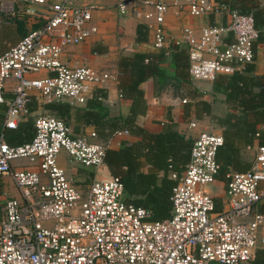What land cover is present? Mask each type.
I'll return each instance as SVG.
<instances>
[{
    "label": "built area",
    "instance_id": "obj_1",
    "mask_svg": "<svg viewBox=\"0 0 264 264\" xmlns=\"http://www.w3.org/2000/svg\"><path fill=\"white\" fill-rule=\"evenodd\" d=\"M12 1L20 9L39 6L46 15H35L39 26L0 54V104L6 106L0 178L11 179L18 191L0 207V264H251L257 250L264 249V143L257 146L249 169L225 174L224 194L217 201L211 186L220 171L217 152L224 136L201 131L184 169L168 167L175 180L170 215L152 219L149 209L126 198L118 176H96L109 147L95 130L76 133L62 117L41 106L32 108L34 102L50 101L85 105L97 87L112 79L108 71L63 60L68 47L98 33L93 12L99 6L73 0ZM171 6L192 18L216 12L227 22L185 25L180 35H171L161 22ZM113 8L152 28L153 48L184 50L193 80L213 82L256 61L260 32L253 18L220 0H118ZM153 19L157 22L151 27ZM39 71L48 75L31 76ZM28 117L33 137L9 143L6 131ZM61 152L93 169L85 190L67 174Z\"/></svg>",
    "mask_w": 264,
    "mask_h": 264
},
{
    "label": "crops",
    "instance_id": "obj_2",
    "mask_svg": "<svg viewBox=\"0 0 264 264\" xmlns=\"http://www.w3.org/2000/svg\"><path fill=\"white\" fill-rule=\"evenodd\" d=\"M118 0H75L78 4H96L99 8L93 12L95 22L98 24L99 31L96 35L90 37L85 42L78 45L70 46L63 54V60L69 66L90 65L103 71L110 72L113 77L100 88H104L106 96L102 101V114L98 138L108 144L109 148L118 149L124 143L131 144L140 141L139 135L132 134L127 130L115 134L116 129H122L124 118L130 114L131 101L120 94L118 86V60L122 55H132L136 52H145L156 54L161 50L167 51L165 60L161 62L165 69V78L160 79L157 76L149 77L141 84L144 91V100L146 109L144 112L136 116V122L150 132H160L165 125L171 124L180 133L196 137L201 131H211L222 134L225 130V121H234L237 114L226 102L225 94L215 92L213 83L208 81H193L189 78V82L179 80L176 65L173 62L170 45L164 49L153 48L152 28L146 29V24L132 16H120L113 8ZM173 3L176 0H167ZM3 3V4H2ZM46 15L43 8L39 6H28L19 8L12 0H0V51L9 48L15 44L21 35L18 34V21L21 22L23 33L29 29L39 26L37 16ZM156 20L149 21L151 27L156 25ZM162 25L166 32L171 35H180L185 25L200 27L205 24L226 23L227 17L216 12L200 18H192L186 14L178 13L176 7L171 6L162 18ZM143 25L145 33L139 38L138 27ZM230 41L231 38L228 37ZM256 61L254 62L255 73L260 75L264 71V39L257 41L255 44ZM188 58V57H187ZM189 62L187 60L186 73L188 71ZM186 99V102L183 100ZM205 99L211 102V111L198 117L195 112V103ZM85 105L73 106L71 115V124L76 133H91L96 131L94 123H86L77 117V109L82 112ZM94 111V110H91ZM195 123L191 126V123ZM115 124V125H112ZM118 127V128H117ZM260 129H264V124H259ZM224 136V135H223ZM260 144L258 138H254L249 144L241 143L240 150L235 156L233 165L235 168L229 167V170L236 171L246 165L249 169L254 158L257 146ZM66 156L60 157L62 166H65ZM142 170L147 171L149 166L142 159ZM237 167V168H236ZM83 169V168H81ZM89 172L93 169L86 168ZM245 171V170H244ZM80 168L77 173H71L70 176L78 182ZM110 172L106 164L100 168V173L96 176L105 177ZM165 172H160L162 177ZM86 178L81 180L85 183L91 178L87 173ZM94 176V175H93ZM2 184V194H0V207L4 201L11 196H18V192L12 189L9 191L12 195H5L4 186L6 183H12L9 178H0ZM225 180L218 176L216 186L218 190L214 193L216 200L220 201L223 196ZM215 186V187H216ZM16 189V188H15ZM264 202V201H263ZM219 264V263H214Z\"/></svg>",
    "mask_w": 264,
    "mask_h": 264
},
{
    "label": "trees",
    "instance_id": "obj_3",
    "mask_svg": "<svg viewBox=\"0 0 264 264\" xmlns=\"http://www.w3.org/2000/svg\"><path fill=\"white\" fill-rule=\"evenodd\" d=\"M230 10L251 15L254 26L260 32L257 41L264 39V0H220ZM18 34L24 35L22 24L18 21ZM139 38L145 33L143 25L138 27ZM256 41V42H257ZM255 42V44H256ZM0 51V54L6 51ZM173 62L179 80L189 82L187 68V54L184 50L172 48ZM167 56L166 50L156 54L136 52L132 55H122L118 60V86L120 94L131 101L130 114L124 118L122 129L141 136V140L131 144L124 143L120 148H107L104 162L110 174L118 176L124 184L126 198L149 209L152 219L161 220L170 215L172 203L171 191L175 180L168 176V167L175 171H182L190 158V151L194 138L186 136L171 124L165 125L160 132H150L138 125L136 116L146 109L144 91L141 84L149 77L165 78V69L162 63ZM191 79V78H190ZM215 92L225 94V102L237 113L234 121H225L223 132L224 145L217 152L220 164L218 176L225 180L229 167L235 168L233 162L240 150L241 143L249 144L256 137L264 143V129L258 127L264 124V71L255 73L254 63L245 64L231 75H219L212 82ZM106 96L104 88L97 87L87 100L83 112L78 108L77 117L86 123H94L99 133L102 114V101ZM40 108L48 114L57 115L71 124L73 106L64 101H50L38 105L32 103V108ZM6 106L0 104V128ZM94 110V111H91ZM211 111V102L200 99L195 103V112L198 117ZM112 125H115L112 123ZM73 127V126H72ZM118 128V127H117ZM34 135L33 120L26 118L16 129L6 131L7 141L11 144H21L29 141ZM142 159L149 166L147 171L142 170ZM237 168V167H236ZM246 170V165L239 168ZM165 174L160 177V172ZM236 171H239L236 169ZM93 176V172L87 173ZM0 182V194H2ZM264 211V202L260 205ZM251 264H264V249L257 250Z\"/></svg>",
    "mask_w": 264,
    "mask_h": 264
},
{
    "label": "rangeland",
    "instance_id": "obj_4",
    "mask_svg": "<svg viewBox=\"0 0 264 264\" xmlns=\"http://www.w3.org/2000/svg\"><path fill=\"white\" fill-rule=\"evenodd\" d=\"M74 2H75V0H73ZM76 3V2H75ZM46 75H48V73L47 72H45V71H39V72H34V73H32V77H44V76H46ZM193 81H205V80H193ZM10 83L12 82V81H9ZM206 82V81H205ZM43 111V110H42ZM45 112V111H44ZM48 113V112H47ZM73 125V124H72ZM64 157V156H66V161H65V166H66V172H67V174L68 175H70L71 173H77V171H78V169L80 168V172H79V178H78V183H77V186L80 188V189H82V190H85V188H86V186H85V183L84 182H82L81 180H83V179H85L86 178V176H85V174L86 173H89V170L88 169H86L87 167H83L80 163H78V162H76V161H74V160H72V161H70V157L65 153V152H61V156L60 157ZM21 161L20 160H18L17 161V163H20ZM81 168H83V169H81ZM10 180V179H9ZM11 183V182H10ZM8 184V183H6V185L4 186V192H5V195L6 196H8V195H12V194H10V192L9 191H12V189L14 188V186H13V184ZM216 184L215 185H213V186H211V191L213 192V193H215L217 190H218V187L216 186ZM16 188V187H15ZM14 188V190L15 191H17V189H15ZM18 192V191H17ZM0 199H2V198H0Z\"/></svg>",
    "mask_w": 264,
    "mask_h": 264
}]
</instances>
